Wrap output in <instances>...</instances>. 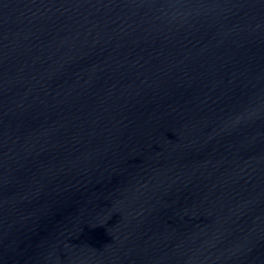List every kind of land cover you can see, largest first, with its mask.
<instances>
[{"label": "water", "instance_id": "1", "mask_svg": "<svg viewBox=\"0 0 264 264\" xmlns=\"http://www.w3.org/2000/svg\"><path fill=\"white\" fill-rule=\"evenodd\" d=\"M0 264H264V0H0Z\"/></svg>", "mask_w": 264, "mask_h": 264}]
</instances>
